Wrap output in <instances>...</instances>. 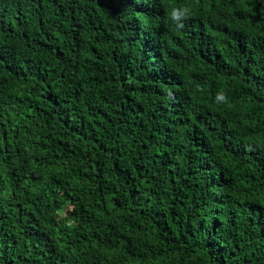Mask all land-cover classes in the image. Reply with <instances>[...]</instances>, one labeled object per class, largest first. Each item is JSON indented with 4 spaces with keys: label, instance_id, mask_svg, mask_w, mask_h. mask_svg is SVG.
I'll return each instance as SVG.
<instances>
[{
    "label": "trees",
    "instance_id": "16d2710c",
    "mask_svg": "<svg viewBox=\"0 0 264 264\" xmlns=\"http://www.w3.org/2000/svg\"><path fill=\"white\" fill-rule=\"evenodd\" d=\"M0 264H264V0H0Z\"/></svg>",
    "mask_w": 264,
    "mask_h": 264
},
{
    "label": "clouds",
    "instance_id": "9594fccd",
    "mask_svg": "<svg viewBox=\"0 0 264 264\" xmlns=\"http://www.w3.org/2000/svg\"><path fill=\"white\" fill-rule=\"evenodd\" d=\"M191 14V10L189 7H173L170 12V19L177 25L178 28H183L185 21ZM219 100H224L225 97L220 94L217 97Z\"/></svg>",
    "mask_w": 264,
    "mask_h": 264
}]
</instances>
